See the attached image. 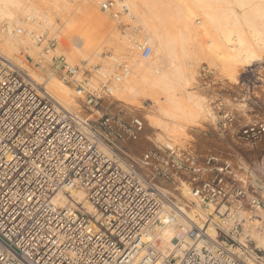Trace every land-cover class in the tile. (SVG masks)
<instances>
[{
    "label": "built area",
    "instance_id": "obj_1",
    "mask_svg": "<svg viewBox=\"0 0 264 264\" xmlns=\"http://www.w3.org/2000/svg\"><path fill=\"white\" fill-rule=\"evenodd\" d=\"M27 21L33 24L36 18ZM14 31L23 33L21 27ZM32 35L37 44L42 42V34L32 31ZM55 44L54 37L47 42L50 47ZM151 52L149 44L141 48L144 58ZM52 67L66 79L79 72L63 56H54ZM126 72L123 64L114 81ZM87 89L78 93L92 107L109 93L107 84ZM208 110L218 131L234 130L235 116L221 100H210ZM100 119V126L112 131V119L107 115ZM85 120L90 129L77 123L42 84H35L23 69L0 55V264H264V248L249 235L238 238L244 220L239 212L245 206L264 205L245 196L244 187L226 175L231 168L228 159L207 156L211 177L190 188L194 203L203 208L222 203L225 210L215 214L231 222L226 229L215 226V233L208 235L174 196L146 178L136 162L105 143ZM142 130V121L132 118L127 138H137ZM235 136L250 142L264 137V120L244 124ZM165 149L172 170L156 168V174L170 178L176 148L166 144ZM141 158L150 162L161 155L149 150ZM78 188L95 208V217L55 204L58 193ZM167 227L179 230L166 241L162 230Z\"/></svg>",
    "mask_w": 264,
    "mask_h": 264
},
{
    "label": "bare ground",
    "instance_id": "obj_2",
    "mask_svg": "<svg viewBox=\"0 0 264 264\" xmlns=\"http://www.w3.org/2000/svg\"><path fill=\"white\" fill-rule=\"evenodd\" d=\"M50 1H52V3L50 2L51 5L48 4V0H0V21H5V26L0 27V55L23 69L35 84H42L58 104L71 113L73 111L72 114L77 123H81L89 129L87 121L74 114V110L76 111L78 106L80 107L77 97L80 90L88 92L87 86L99 89L97 86L99 81L100 84H107L109 88L108 95L102 98L105 100L104 103L114 101L128 108L142 110L145 108L140 97L148 94L155 109H148L147 112H143L141 115L143 120L138 117L133 118L140 119L143 127L144 123L150 126L154 138L163 141L161 143L164 144V149L166 144H172L176 148L175 158L182 154H180L181 148L189 151L186 148L189 145L186 144L188 124L192 121L195 122L198 118L200 119L205 111H208L207 107L204 106L203 97L185 93L186 84L194 79V69L186 61L191 55L190 48L193 42H196L201 36L204 38L210 31L208 44L205 43L207 47L204 48V46L203 48L208 51L206 53H209L212 58L215 57L214 59L217 60L215 61L218 62L217 65L220 69L222 68L224 73L227 72L230 78H234V81L236 74L242 67L260 61L264 53V0H169L172 7L170 4L167 7V4L164 3L165 11L161 15L158 12L162 5L156 9V4L160 1L162 3L164 0H106L109 2L110 8L106 5L105 0ZM39 2L46 4V6L48 4L47 8L41 4L39 7L37 4ZM98 4L105 5V9H99ZM111 6L123 11L122 18L127 20L128 17L132 18L135 23H142L144 28L143 39L132 43V39L131 41L129 38L127 39L128 35L125 36L124 34L123 38L120 36L121 41H119L123 45L119 46L124 47L126 53L122 48L125 53L124 57L122 53H118L121 54L122 59L127 61L124 63L127 66V72L122 80L115 82L112 78V82H110L111 80L109 81L110 78H108L119 63L116 59L118 56L112 55L108 57L109 59H104L102 56L101 61H99L101 62L100 68L94 70L100 75L101 80L98 79L96 82L92 78L82 79L81 74H76L70 81L71 86L77 87L74 88V92L70 83H66L67 81L62 80L63 78H57L48 70L45 61H50L49 57L59 53L65 55L67 62L73 64H80V61L90 63L101 58L102 46L109 43L106 41L113 38L112 35L115 37V34L118 33L117 30H119L116 25L119 23L120 16L118 15L121 13L118 12L117 15V11L114 12ZM142 8H145L147 14H142ZM29 17H35L36 22L32 24L27 21ZM15 25H20L24 29V33H15L12 29ZM32 31H37L40 34L48 31V36L45 39L52 36L56 38L57 45L43 52L41 46L36 43ZM66 41H70V44H67ZM116 41L114 40V42ZM144 44H149L152 47L151 55L146 58L142 57L139 51ZM20 50L28 52L29 55L24 57L25 60L21 57L15 58ZM111 54H113L112 50ZM204 56L207 57V54ZM27 60L31 62H27ZM24 61L29 65L25 64ZM93 63L95 64V61ZM88 70L91 72V69L88 68ZM94 72L92 75L96 77ZM220 73L222 72L220 71ZM158 89L166 93L164 101H160L156 97L160 94H156ZM175 92L181 94L183 98H179V95V97L177 96L179 99L176 98ZM101 111L96 110V113H101ZM196 123L198 122L196 121L194 124ZM159 139L156 141L158 142ZM177 142L178 144L181 142L182 145L176 144ZM259 142L256 141V144ZM102 146L107 153L111 152L107 146L104 144ZM165 155V157L162 155L161 159H152L150 162H144L140 158L141 163L138 164L141 171L150 175L156 173V168L165 171L172 170V161L168 160L171 158L170 154L166 151ZM231 170L232 167L226 175ZM181 179L180 182L174 181L175 184L172 186L162 185L160 188L164 193L174 196L176 204L208 235L215 233V226L229 228L231 222H223L215 214V210L220 212L225 210L222 203L217 207L208 205L206 208H203L199 203H194L195 198L191 196L190 192L191 182L181 181ZM241 180L243 181V179ZM242 185L244 194L248 197L246 181H243ZM174 190L178 194H175ZM53 200L59 207H76L91 217L96 216L95 208L87 199L84 190L80 188L70 191L69 194L60 192ZM257 215L260 218H257ZM239 217L244 220L238 238L243 240L246 235H249L258 247H263L264 207L246 208L245 206L239 212ZM183 225H188V223L184 222ZM178 230L174 227H167L162 230V237L167 241Z\"/></svg>",
    "mask_w": 264,
    "mask_h": 264
},
{
    "label": "rangeland",
    "instance_id": "obj_3",
    "mask_svg": "<svg viewBox=\"0 0 264 264\" xmlns=\"http://www.w3.org/2000/svg\"><path fill=\"white\" fill-rule=\"evenodd\" d=\"M48 1H49L48 4L50 2L52 3V1L50 0ZM76 2H78V0H76ZM51 3L49 5H51ZM106 3L109 7L110 6L109 2L106 1ZM158 3L156 4V9L158 8L159 5L160 6L162 5L161 7L159 6L160 10L158 9L159 10L158 13L160 15L161 13L163 14L165 11V4H167V7H169L168 4H170V6L172 7V3L169 0H164L162 3L160 1ZM37 4H39L38 5L39 7H40V4L43 5L44 8L46 6V4H42L40 2ZM43 6L41 7L43 8ZM163 6L164 8H162ZM98 7L99 9H102L99 4H98ZM113 9H114V12L117 11L116 12L117 15L121 13L118 15L120 16L119 21H118L119 23L116 25V27H118L117 29L119 30H117L118 33L115 34L116 35L115 37L114 35H112L114 39L111 38L110 40H107L106 42L109 41V43L105 44L106 43L105 42L104 44L106 46L105 45L102 46V49L100 51L101 58H97L90 63H88L87 61H80V64H73L70 62L71 64L79 68V72L77 73V75L81 74L82 79L92 78L96 80V82L98 79L101 80L100 75L94 72V70L100 68L101 62L99 61H101L100 59H102V56L104 59H109L108 57L113 55V56H118V58L116 59H118L119 63L117 66H115L116 69H114L111 75H109L108 77L110 78L109 81L111 80L110 82H112V78L114 79V76L119 74L120 67L124 63H127V61L124 58L122 59L121 54H119V53H122L124 57V54L126 53V50L123 49L124 47L122 48V46H119V45H123L120 42L121 41L120 36L123 38L124 34L125 36L128 35L129 37L127 36V39L129 38V41H131L132 39L131 41L132 43L134 41L139 42L143 39L142 36L144 33L143 32L144 28H143L142 23L137 22L138 23L137 24L132 18H128V17L126 20L122 18V12H123L122 10L117 9V8H113ZM142 9H143L142 14L144 15L147 14L144 10L145 8H142ZM4 22L5 21H0V27L5 26ZM17 27H21V26L15 25L14 28H12L13 31ZM126 31L128 34L126 33ZM45 32L46 33H43V34L41 33L43 35V39H42V42L38 44L41 46V50L43 52H46L47 50L50 49V46H47L46 43L48 42V40L52 38V36H50L48 37V39H45L46 36H48V33H47L48 31H45ZM23 33H24V29H23ZM209 33L210 31L208 32V34L206 33L207 35H205L204 38L201 36L202 39L198 38L197 41H199L200 39L199 43L201 44L196 43L197 41L196 42L194 41L193 42L194 46L191 45V48H190L191 55H189V57L190 56L191 57L190 58L188 57L186 61L190 65H192V68L194 69V79L193 81H190V83L186 84L185 93L191 96L197 95V96H200L201 98L203 97L205 101H203V99L202 101L205 102V104L204 103L203 104L205 108L207 107V109H208V102L210 100H215V99L221 100L233 112L235 116L234 130H232L231 132H228L227 134H222L220 131H218L215 118L210 116L209 110L208 111L206 110L205 113L202 115V117L196 120L198 123L200 122L199 124L198 123L194 124L196 121L195 122L192 121V123L190 122L188 124L189 127H187L186 129V133H187L186 144L187 143L189 144L188 147L186 148L189 151H186L185 148L180 147L182 151L180 152V154L182 153L183 155L181 154L178 158L174 159V161L176 162V167H175L174 173L172 174V177L166 178L162 174H156V173L147 175L145 171L142 172L140 169L141 167L139 166V164L141 163L140 158L142 156V153L149 151V150H155L161 156L162 155L163 157L166 156L165 155L166 151L163 146L164 144L161 143L163 141L160 140L159 138L157 139L154 138L153 130L151 129L150 126H147L144 123L143 131L139 134L136 140L128 139L126 135V131L129 129L130 120L133 117L141 118L142 113L147 112L146 110L155 109V106L152 103V101L150 102L151 98L148 97L149 96L148 94L147 96L144 95L143 97L142 95V97H140L141 103L145 108L143 110L133 109L131 107L128 108L127 106L121 105L120 103H117L114 101L113 102L110 101L111 103H104L105 100H102L100 104L98 105V107H92L86 104L84 97L76 94L78 97V103L80 104V107L78 106L76 111L74 110V114L78 115L79 117L83 119H87L91 123V125L97 130L99 136L104 138L105 143L110 145L117 153L123 154L131 161L136 162L137 169L141 171L142 174L146 178L148 179L153 178V181L159 186H162V185L172 186L173 184H175L174 181L180 182V179L182 178L181 181H185L188 183L191 182L192 184L190 185V188H191V186L197 184L198 182L204 179L210 178L212 175V170L211 168L208 167V165H206L205 159L209 155H216L221 158H226L230 160L232 170L228 174V177L231 180L235 181L237 186H241L243 181H246V192H247L248 197L258 198L259 200L262 201L264 205V185H263L264 184V142H263L264 137L256 139L254 142H250L247 140L245 141L243 139H238L237 136H235V132H237L244 124H247L253 120H264V53L262 54V59L260 61L255 62L251 65L242 67L239 73H237L235 76L236 83L234 84L235 82L233 80L234 78L233 79L230 78L227 72L224 73L223 69L222 68L220 69V67L217 65L218 62H216L217 60L214 59L215 57L212 58V56L209 53H206L208 51L204 49L207 47L206 44H208V41H209L208 39L210 38ZM133 36H135L136 38ZM138 36H139L138 38L139 40L137 41L136 39ZM114 40H117V41L114 42ZM203 41L205 42L203 43ZM66 42L67 44H70V41H66ZM56 45L57 43L55 44V46ZM115 48H117L118 51ZM121 48L125 51V53ZM111 50L113 54H111ZM139 51L141 53V49ZM21 52L29 55L27 51L20 50V52L15 55V58L21 57V59L24 60V57L26 55L23 56ZM202 52L204 55L207 54V57L201 54ZM55 55L65 57V55H63L62 53L61 55L60 53L54 54L51 57H49L51 62L45 61V63L46 65H48V70L51 73L57 76V78L59 77L60 79H62V76L59 73L53 72L52 70V58ZM140 55L142 56V54ZM66 58L67 57H65V59ZM94 61H95V64L93 63ZM24 63L28 64L26 61H24ZM214 65H215V68H214ZM88 68L91 69V72L88 70ZM220 71L222 73H220ZM93 72L94 74H96V77L95 75L93 77L92 75ZM62 80L64 81L66 80L67 81L66 83L68 84L70 83V86H71L70 78H67V79L63 78ZM85 82H87V80H85ZM99 84L100 83L98 81V85H97L98 87L102 85L103 83H101L100 85ZM71 87L73 91L75 92L74 88H77V87L73 85ZM160 90L159 89L157 90L156 94L157 93H160V94L156 95V97H158L160 101H164L166 93ZM174 94L176 95V98H178L179 96H180L179 98H183L181 94H177L176 92ZM96 110H102V111L101 113H96ZM104 115H107L108 117L112 119L113 121V123L111 124L112 131L107 132V130L103 129L100 126V120H101L100 118ZM158 139L159 141L157 142L156 140ZM256 141L257 142L260 141V142L256 144ZM176 144H178V142ZM180 144L181 142H179L178 145ZM241 179H243V181ZM174 193L178 194V192L176 191ZM246 208H249V206H246ZM258 215L256 217L260 218V216ZM259 230L261 232V228Z\"/></svg>",
    "mask_w": 264,
    "mask_h": 264
}]
</instances>
